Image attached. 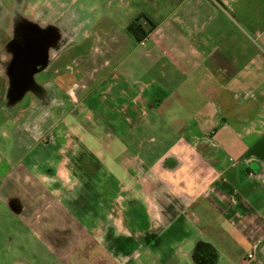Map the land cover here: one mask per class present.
Returning <instances> with one entry per match:
<instances>
[{"label":"crops","instance_id":"0c3cea01","mask_svg":"<svg viewBox=\"0 0 264 264\" xmlns=\"http://www.w3.org/2000/svg\"><path fill=\"white\" fill-rule=\"evenodd\" d=\"M153 3L158 12L135 14L122 31L124 40L115 41L120 44L115 61L95 62L99 74L84 77L78 89L68 88V102L71 97L84 101L96 90L104 94L115 90L111 112L134 113L125 117L132 125L129 128L152 112L162 116L158 128L181 130L176 163L172 168L162 165L160 174L173 179L168 182H174L184 217H176V223L172 220L174 228L169 233L179 229L180 233L165 241L184 240L192 245L186 264H264V0ZM138 17L149 29L142 41L127 29ZM61 78L68 84L74 81L69 75ZM57 96L49 90L43 96L36 94L47 105ZM57 102L61 112L68 114L65 101L58 97ZM169 112L173 113L170 119L164 115ZM12 124H0L3 240L17 231L8 233L2 226L6 220L1 212L8 204L21 202L15 191L18 182L22 175L31 176L28 169L18 168L30 150V140H24ZM168 155L165 150L157 165ZM53 172H39L30 185L36 192L34 205L12 206L31 226L44 223V212L54 217ZM7 189L13 193L8 195ZM28 213L33 216L29 218ZM189 226L197 230L195 238Z\"/></svg>","mask_w":264,"mask_h":264},{"label":"rangeland","instance_id":"374dc122","mask_svg":"<svg viewBox=\"0 0 264 264\" xmlns=\"http://www.w3.org/2000/svg\"><path fill=\"white\" fill-rule=\"evenodd\" d=\"M0 3L4 9L10 7L4 11L5 20H10L14 4L10 6L8 0ZM38 3L51 6L53 2ZM157 9L152 0L57 3L54 27L64 30L66 42L49 68L35 76L51 96L54 91L58 95L50 105L37 99L32 83L23 87L17 100L12 99L16 83L0 69V124L13 123L11 127L19 129L24 140L31 143L18 167L28 169L31 175H22L15 190L22 203L15 201L1 212L6 220L2 226L8 233L15 229L17 234L11 232L6 240L0 239V264H186L189 260L190 243L162 240V233L171 232L176 217H184L174 182H168V174H160L162 165L172 168L176 163L181 130L158 128L162 116L152 112L146 117L153 121L145 118L129 128L132 125L127 119L134 113L111 112L115 90L105 94L96 90L84 101L79 98L80 102L71 97L70 104L66 95L68 88H80L84 77L99 74L95 62L115 61L120 46L116 42L124 40L122 31L135 14H155ZM1 26L0 43L8 37L1 33ZM12 66L13 62L4 68L11 70ZM63 75L72 76L74 81L68 84L58 79ZM58 97L67 104L68 114L57 106ZM164 115L170 119L173 113ZM165 150L169 155L157 165ZM39 172H53L55 176L56 207L53 218H48L47 212L43 217L41 212L43 218H39L44 223L31 226L12 206L35 204L36 192L30 185ZM12 193L7 189L8 195ZM28 215L31 218L33 213ZM188 232L192 238L198 235L195 227L189 226ZM178 233L180 229L168 238L172 240Z\"/></svg>","mask_w":264,"mask_h":264},{"label":"flooded vegetation","instance_id":"af4514ba","mask_svg":"<svg viewBox=\"0 0 264 264\" xmlns=\"http://www.w3.org/2000/svg\"><path fill=\"white\" fill-rule=\"evenodd\" d=\"M8 1L10 6L14 4V10L9 15L11 18L7 19L9 21L5 20L7 14L4 11L10 10V7L4 9V5L0 3V24L3 26L1 33L8 36L0 43V64L3 66L0 69L5 75L8 74L9 79L15 81L13 93H19L27 83H32L36 94L43 96L48 90L36 82L35 76L46 70L48 62L66 42L64 30L54 27L57 19L54 8L62 0H52L51 6H39V0ZM12 62L11 70L4 68V65ZM169 236V232L162 233L164 243Z\"/></svg>","mask_w":264,"mask_h":264},{"label":"trees","instance_id":"16d2710c","mask_svg":"<svg viewBox=\"0 0 264 264\" xmlns=\"http://www.w3.org/2000/svg\"><path fill=\"white\" fill-rule=\"evenodd\" d=\"M128 31L139 41L144 40L148 34L149 29H146L141 22L140 17L134 19L127 27Z\"/></svg>","mask_w":264,"mask_h":264},{"label":"water","instance_id":"95a60500","mask_svg":"<svg viewBox=\"0 0 264 264\" xmlns=\"http://www.w3.org/2000/svg\"><path fill=\"white\" fill-rule=\"evenodd\" d=\"M11 98L12 99H15V100H17L20 96H21V94L20 93H13L12 91H11Z\"/></svg>","mask_w":264,"mask_h":264},{"label":"built area","instance_id":"2783aa9c","mask_svg":"<svg viewBox=\"0 0 264 264\" xmlns=\"http://www.w3.org/2000/svg\"><path fill=\"white\" fill-rule=\"evenodd\" d=\"M249 257H250V258H254V253H250V254H249Z\"/></svg>","mask_w":264,"mask_h":264}]
</instances>
